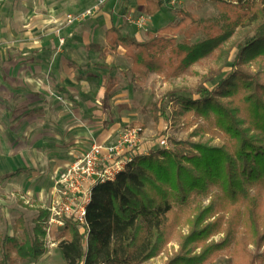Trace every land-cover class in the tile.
Returning a JSON list of instances; mask_svg holds the SVG:
<instances>
[{
	"label": "trees",
	"instance_id": "16d2710c",
	"mask_svg": "<svg viewBox=\"0 0 264 264\" xmlns=\"http://www.w3.org/2000/svg\"><path fill=\"white\" fill-rule=\"evenodd\" d=\"M217 1L222 13L216 22L181 11L178 21L147 32L145 41L113 27L106 33L109 49H123L138 76L177 77L221 48L247 12L264 17V0ZM163 6L162 0H148L145 14L151 18ZM201 28L206 38L193 43ZM232 67L197 96L170 92L153 106L160 123L168 118L166 106L175 104L174 114L184 117L188 128L196 126L191 138L222 134L223 144L187 140L175 142L173 150L134 153L115 180L93 187L84 225L66 219L58 246L65 264H146L176 236L180 248L167 264H208L238 244L243 220L251 245L264 247V211L257 196L264 190V24L238 46ZM21 205L38 217L33 228L18 218L14 235L0 237V264L38 261L46 253L49 211ZM256 258L264 261V252Z\"/></svg>",
	"mask_w": 264,
	"mask_h": 264
},
{
	"label": "rangeland",
	"instance_id": "374dc122",
	"mask_svg": "<svg viewBox=\"0 0 264 264\" xmlns=\"http://www.w3.org/2000/svg\"><path fill=\"white\" fill-rule=\"evenodd\" d=\"M5 1L6 17L19 14L21 18L19 28L8 29L7 37L10 39H6L5 47L10 48L14 42L18 45V41L26 39L35 43L44 41L47 32L55 29L56 34L64 35L62 52L67 56L69 45H75L71 42L81 40L80 31L93 25L95 33L89 42L99 44L101 49L89 53L85 42L82 41L79 45V64L74 63L73 74L78 79L80 93L59 95L51 92L38 103H35L37 98L18 97L14 129L16 138L13 141L12 138H5L6 144L0 143V237L13 236L15 222L20 217H24L27 226L33 228V221L38 213L27 210L21 203H40L47 209L50 208L60 175L75 164L94 143L112 145L132 129H141L143 143L136 152L146 153L145 156L158 147L173 150L175 142L187 140L210 143L216 147L223 144L222 134L214 136L206 133L191 138L196 126L188 128L185 118L174 114L178 109L175 104L166 106L168 118L160 123L156 121L153 106L170 92L187 97L197 96L202 88L212 86V83L232 71L238 46L264 24V17L256 11L246 13L243 23L221 48L192 65L183 74L177 77H170L166 73L138 76L131 72L132 63L123 51L115 54L106 51L104 34L108 24L97 20L98 13L104 7L96 12L98 0ZM111 1L117 6L124 2L119 14L123 19L131 17L128 20L131 24L126 22V26H131L130 33L133 36L142 39L147 37V32L156 33L178 21L181 11L191 12L202 21L211 22L218 21L222 13V3L217 0H162L164 6L150 19L144 12V2L147 0H109ZM90 10L95 11L93 17L81 23L69 24V17L74 18ZM141 16L147 18V31L136 24ZM49 20L52 21L50 24L47 23ZM48 25L52 27L49 28ZM15 34L17 40L12 39ZM182 38L183 36H179L178 40ZM205 38L204 29L201 28L193 36L192 42L199 43ZM10 49L13 50V47ZM21 50H16L18 59L29 62L34 59L28 52ZM54 50L56 51L55 48ZM28 102L27 107L24 103ZM37 118L34 125L26 121ZM163 139L167 140L168 147L160 145ZM257 196L261 199L263 212L264 190ZM208 204L209 200L205 199L204 206ZM188 230V227H184L182 231L186 234ZM62 231L63 228H58L46 237V253L43 257L38 261L28 259L22 264H65L58 250L59 243L64 239ZM221 238L219 235L214 240L219 241ZM237 239L238 244L234 248L208 264H264V261L256 258L264 252V247L257 250L251 245L245 220ZM179 248L176 236L165 252L146 264H167Z\"/></svg>",
	"mask_w": 264,
	"mask_h": 264
},
{
	"label": "crops",
	"instance_id": "0c3cea01",
	"mask_svg": "<svg viewBox=\"0 0 264 264\" xmlns=\"http://www.w3.org/2000/svg\"><path fill=\"white\" fill-rule=\"evenodd\" d=\"M147 1L144 2V7ZM5 3V0H0V143H3V145L6 144L5 138H8L9 140L12 138V141L16 138L14 129L16 124V104L18 97L27 96L31 98H37L35 103H38L47 97L51 92L59 95H72L78 92L80 87H77L79 84L78 79L76 80V74H73L75 72V67L73 65L74 63L79 64L77 60V58H79L77 52L79 45L82 43V41L85 42L87 45L86 50L89 53L92 51H99V49H101L99 44L89 42L95 33V31H93V25H89L85 29L82 27L83 29L80 31L81 34L79 35L81 40H74L71 42V44L75 45H69V55L67 56L62 52L63 46H60V37H63L64 35L63 33H57L59 35V39H57L55 29H50L47 32L48 35L44 41L35 43L33 40L26 39L18 41V45H16L15 42L12 44V46L9 45L11 46L10 48L13 47V50L5 47L4 43H6V39H10V37H7L8 29L14 28L16 30L20 27L21 22L19 14H16L14 17L13 15L6 17L5 14L7 11L5 9ZM123 3L117 6L116 3L111 1L107 3L97 15L98 21L108 24V28L104 34V40L107 45L106 51L111 53L114 52L110 51L109 49L106 33L113 27H117L123 34L136 38L139 41L147 40V37L142 39L136 35L133 36L130 33L131 26L130 28L127 27L126 22H129L128 20H131V17L128 19H123L121 18L122 15L119 14L122 7L124 6ZM50 22L52 21H47L48 24H50ZM27 25H29V23ZM48 27L51 28L52 25H48ZM16 37L17 34H15L12 39L17 40ZM33 42L34 44H32ZM19 47L20 49H14ZM31 48L34 50L31 51ZM21 49H23V51ZM16 50L28 52V54H30L29 56H33L34 59H32L31 62L18 59L16 57L18 51ZM119 51H123L125 55V51L123 49H120ZM24 104L27 106L29 102ZM30 119H27L26 121L31 122L32 125H34V122L38 120V118L33 120ZM30 207L36 209L38 207L44 206L40 203H36L35 205H30Z\"/></svg>",
	"mask_w": 264,
	"mask_h": 264
},
{
	"label": "built area",
	"instance_id": "2783aa9c",
	"mask_svg": "<svg viewBox=\"0 0 264 264\" xmlns=\"http://www.w3.org/2000/svg\"><path fill=\"white\" fill-rule=\"evenodd\" d=\"M108 2L109 0H98L96 12ZM94 12L85 11L77 17H69L68 22L69 24L84 22L93 17ZM136 24L140 29L148 30L145 16H141ZM64 43V38L60 37V46ZM142 143L141 129H132L115 144H92L75 164L63 172L57 180L52 205L47 209L49 211L45 223L47 236H50L53 230L64 228L68 218H74L84 225L93 187L98 183L115 180L132 161L133 154ZM160 143L161 146L168 147L166 139ZM126 155L127 158H124Z\"/></svg>",
	"mask_w": 264,
	"mask_h": 264
}]
</instances>
